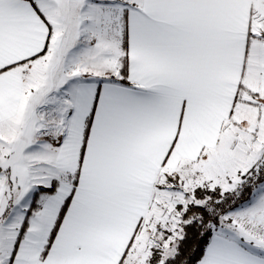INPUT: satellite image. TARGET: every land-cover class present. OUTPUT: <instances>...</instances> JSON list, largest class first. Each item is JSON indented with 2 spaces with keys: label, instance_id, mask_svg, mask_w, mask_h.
Returning a JSON list of instances; mask_svg holds the SVG:
<instances>
[{
  "label": "snow or ice",
  "instance_id": "snow-or-ice-1",
  "mask_svg": "<svg viewBox=\"0 0 264 264\" xmlns=\"http://www.w3.org/2000/svg\"><path fill=\"white\" fill-rule=\"evenodd\" d=\"M0 264H264V0H0Z\"/></svg>",
  "mask_w": 264,
  "mask_h": 264
}]
</instances>
